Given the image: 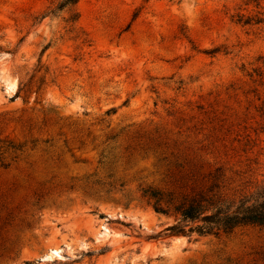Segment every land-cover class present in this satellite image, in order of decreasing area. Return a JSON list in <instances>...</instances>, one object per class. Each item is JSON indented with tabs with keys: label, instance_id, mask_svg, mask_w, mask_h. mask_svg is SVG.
<instances>
[{
	"label": "rangeland",
	"instance_id": "374dc122",
	"mask_svg": "<svg viewBox=\"0 0 264 264\" xmlns=\"http://www.w3.org/2000/svg\"><path fill=\"white\" fill-rule=\"evenodd\" d=\"M57 2L0 0V264H264V227L169 235L138 190L264 179V0Z\"/></svg>",
	"mask_w": 264,
	"mask_h": 264
},
{
	"label": "trees",
	"instance_id": "16d2710c",
	"mask_svg": "<svg viewBox=\"0 0 264 264\" xmlns=\"http://www.w3.org/2000/svg\"><path fill=\"white\" fill-rule=\"evenodd\" d=\"M256 1V0H248ZM77 0H58L45 14L54 15L64 9L73 11ZM77 13L70 14L72 20ZM242 21V17L239 18ZM249 23V18L244 19ZM112 109L108 110V112ZM114 138V137H111ZM32 140L31 143H34ZM47 142V140H45ZM13 149H20V144L8 143ZM146 149L124 147L123 164L128 165L139 156L147 157ZM156 157V155H155ZM157 163L165 157H156ZM101 161H99L100 163ZM171 166L178 169L170 173ZM184 162L174 159L166 164L165 176L172 178L174 188L163 190L152 185H138V190L158 213L173 214L176 222L165 231L169 235H184L190 237L206 235H229L234 230L244 226L264 227V179L244 185H231L220 167L212 171L200 173L199 169L186 168ZM109 178V176H107ZM103 184L99 179L90 181L91 188ZM107 185L112 186L111 183ZM124 182L119 180V187ZM97 192V190L95 189Z\"/></svg>",
	"mask_w": 264,
	"mask_h": 264
},
{
	"label": "bare ground",
	"instance_id": "6f19581e",
	"mask_svg": "<svg viewBox=\"0 0 264 264\" xmlns=\"http://www.w3.org/2000/svg\"><path fill=\"white\" fill-rule=\"evenodd\" d=\"M11 86V85H10ZM13 86V85H12Z\"/></svg>",
	"mask_w": 264,
	"mask_h": 264
}]
</instances>
